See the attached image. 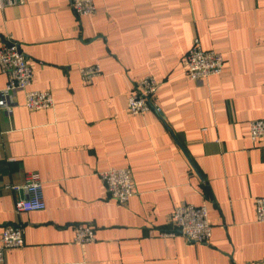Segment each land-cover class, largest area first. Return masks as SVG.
I'll return each mask as SVG.
<instances>
[{
	"label": "crops",
	"instance_id": "crops-1",
	"mask_svg": "<svg viewBox=\"0 0 264 264\" xmlns=\"http://www.w3.org/2000/svg\"><path fill=\"white\" fill-rule=\"evenodd\" d=\"M77 16L70 0H24L0 9V46L20 44L33 68L32 90L54 107L30 111L17 95L0 109V236L21 226L24 246L4 264H264V142L250 122L264 118V0H97ZM199 38L222 53L223 73L202 84L186 72ZM99 65L90 83L80 67ZM159 84L161 109L132 115L131 87ZM7 77L0 69V91ZM14 160V161H10ZM132 171L136 194L120 204L101 173ZM29 172L44 182L46 209L17 211ZM206 205L213 235L192 244L173 231L172 211ZM96 240L74 242L77 224Z\"/></svg>",
	"mask_w": 264,
	"mask_h": 264
},
{
	"label": "built area",
	"instance_id": "built-area-1",
	"mask_svg": "<svg viewBox=\"0 0 264 264\" xmlns=\"http://www.w3.org/2000/svg\"><path fill=\"white\" fill-rule=\"evenodd\" d=\"M24 0H0V9L21 4ZM97 0H70V6L79 16H89L96 13ZM226 60L222 53L205 50L199 38L187 52L186 72L194 83L202 84L213 75L223 73ZM0 69L7 77L6 87L0 91V109L12 114L18 106L17 95L24 94V106L30 111L47 110L54 107V96L51 91L32 90L33 68L28 57L22 51L20 44L7 38L0 46ZM83 81L90 83L101 76L99 65L80 67ZM159 84L154 77H146L135 83L128 97L127 108L132 115H144L154 110L161 113V109L153 104V98L158 92ZM250 138L264 142V118L250 122ZM14 161V160H10ZM104 189L108 196H112L120 204H126L135 196V182L132 171L128 169L111 168L101 173ZM44 182L39 173L29 172L20 185L5 184V188L15 192L24 191L26 197H19L15 201L17 211L35 212L46 209L44 196ZM256 219L264 223V197L255 200ZM171 224L173 231H166L163 237L183 236L192 244H206L213 235V225L210 222L206 205L181 204L173 209ZM96 240V231L92 224L82 223L74 227V242L87 244ZM24 246V232L21 226L7 225L0 236V264L5 263L9 250Z\"/></svg>",
	"mask_w": 264,
	"mask_h": 264
}]
</instances>
